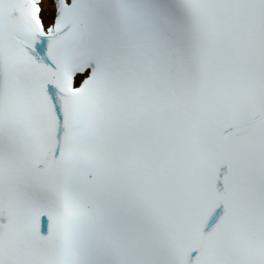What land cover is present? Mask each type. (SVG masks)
<instances>
[{"label":"snow or ice","instance_id":"6c2138e0","mask_svg":"<svg viewBox=\"0 0 264 264\" xmlns=\"http://www.w3.org/2000/svg\"><path fill=\"white\" fill-rule=\"evenodd\" d=\"M0 264H264V0H0Z\"/></svg>","mask_w":264,"mask_h":264}]
</instances>
